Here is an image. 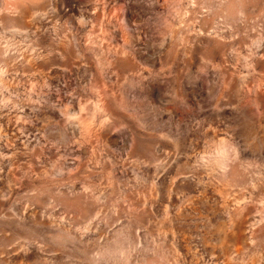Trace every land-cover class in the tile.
<instances>
[{
    "label": "rangeland",
    "instance_id": "1",
    "mask_svg": "<svg viewBox=\"0 0 264 264\" xmlns=\"http://www.w3.org/2000/svg\"><path fill=\"white\" fill-rule=\"evenodd\" d=\"M0 264H264V0H0Z\"/></svg>",
    "mask_w": 264,
    "mask_h": 264
}]
</instances>
